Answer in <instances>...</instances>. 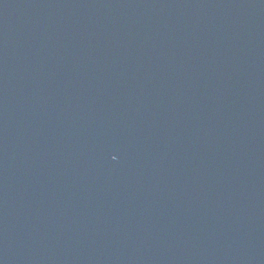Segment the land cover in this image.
<instances>
[{
    "label": "water",
    "instance_id": "1",
    "mask_svg": "<svg viewBox=\"0 0 264 264\" xmlns=\"http://www.w3.org/2000/svg\"><path fill=\"white\" fill-rule=\"evenodd\" d=\"M0 264H264V0H0Z\"/></svg>",
    "mask_w": 264,
    "mask_h": 264
}]
</instances>
